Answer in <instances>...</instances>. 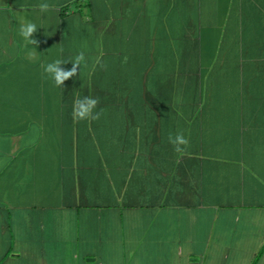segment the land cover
<instances>
[{
    "label": "crops",
    "instance_id": "0c3cea01",
    "mask_svg": "<svg viewBox=\"0 0 264 264\" xmlns=\"http://www.w3.org/2000/svg\"><path fill=\"white\" fill-rule=\"evenodd\" d=\"M40 2L0 0V264H264V0Z\"/></svg>",
    "mask_w": 264,
    "mask_h": 264
},
{
    "label": "clouds",
    "instance_id": "9594fccd",
    "mask_svg": "<svg viewBox=\"0 0 264 264\" xmlns=\"http://www.w3.org/2000/svg\"><path fill=\"white\" fill-rule=\"evenodd\" d=\"M36 7L39 8L41 13H47L54 8V5L49 4L46 0H42ZM37 25L29 20H26L24 16L19 17L18 34L23 38L26 44L37 46L38 41L33 37V34L37 32ZM59 51L62 53L63 48ZM34 53H30L33 55ZM67 63H71L70 69L61 67ZM87 67V59L83 51L75 55V57L69 61L57 58L49 63L41 64L44 75L51 79L55 87L63 88L65 81L78 75V69L81 66ZM104 67V65H101ZM99 98L84 96L82 98H76L73 102L72 116L74 122L79 121H98L103 115V109L96 111L99 105ZM169 143L173 146V150L181 156L186 153L189 146V139L185 137L183 132H177L175 135L170 134L168 137Z\"/></svg>",
    "mask_w": 264,
    "mask_h": 264
}]
</instances>
